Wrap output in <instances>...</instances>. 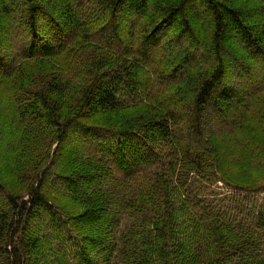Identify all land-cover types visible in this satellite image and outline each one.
Masks as SVG:
<instances>
[{"label":"trees","instance_id":"trees-1","mask_svg":"<svg viewBox=\"0 0 264 264\" xmlns=\"http://www.w3.org/2000/svg\"><path fill=\"white\" fill-rule=\"evenodd\" d=\"M0 34V264H264V0H0Z\"/></svg>","mask_w":264,"mask_h":264},{"label":"rangeland","instance_id":"rangeland-1","mask_svg":"<svg viewBox=\"0 0 264 264\" xmlns=\"http://www.w3.org/2000/svg\"><path fill=\"white\" fill-rule=\"evenodd\" d=\"M56 4H57V7L60 6V2H57ZM59 9H61V8L59 7ZM59 9L56 11L57 13H59ZM1 37H2V35L0 34V39H2ZM124 41H125V39H124ZM97 48H98L97 50L92 49V48H90L88 50V53L91 57L89 62L92 60V62L90 63L89 70L90 69L94 70V71L100 70L99 68L102 66H106L108 68V67H110L111 64H113V67H119V65L123 63L120 60V56L117 55L116 53H109L108 51H106L104 48H102L100 46ZM111 60L115 61V63H113ZM60 63L61 62H59V64ZM97 64H98V66H97ZM64 68H67V67H64ZM69 68H70V71L72 73L67 75L66 78L68 80H73V79H71L72 76L77 74V72H80L81 70H83L84 67H83L82 63H78L76 61H73V64ZM107 68H103L102 70L106 69L104 71H107ZM54 74L56 75V73H54ZM254 80H255V78L253 79V81ZM33 89H34V87H33ZM9 102H11V98H10L7 90L5 89L4 86L0 85V106L3 104L9 103ZM230 112L233 113V110H231ZM259 139H260L259 137H254V139H253V144L258 148H259V144H258ZM261 140L264 141V139H261ZM228 143H229V141H227V140H225L224 142H220L217 139H215L214 144H213V149L215 150V153L210 156V161H209L211 163L210 166L214 168L215 167L214 164L216 163L217 165H220L221 170H226V172L229 174H232V172H236V173H238L237 175H241L242 171H244L245 161L240 156L234 157L233 154L232 155L231 154H228V155L224 154L223 146H227L229 148ZM24 145H25V143L23 144V147H22V151H21L22 155H24V158L30 162V165H29L30 167L36 166L38 164V160L36 157L38 154L37 149L34 147V149L32 151H30L31 147H29V145L28 146H24ZM229 150H230V148H229ZM65 154H66V149L62 151L61 156L65 155ZM19 160H21V159H17L16 163H18ZM15 171L17 173H20L21 172V166L20 167L17 166V169ZM14 177H15V182L20 181L18 179V178H20V176L15 174ZM217 180H219L217 183L221 182V183H219V186L223 187L225 179L221 178V174L217 175ZM176 188H178V187H176ZM169 189L173 190V188H169ZM125 225L126 224L124 223L122 225V228ZM71 252L73 253V251H71ZM75 252H77V250H74V253ZM78 261H81V260H78Z\"/></svg>","mask_w":264,"mask_h":264}]
</instances>
